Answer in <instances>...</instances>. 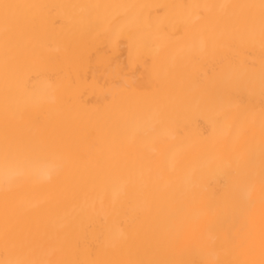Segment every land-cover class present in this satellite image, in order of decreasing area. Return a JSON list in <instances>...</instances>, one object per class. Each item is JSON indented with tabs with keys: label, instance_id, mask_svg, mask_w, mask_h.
I'll return each mask as SVG.
<instances>
[{
	"label": "bare ground",
	"instance_id": "obj_1",
	"mask_svg": "<svg viewBox=\"0 0 264 264\" xmlns=\"http://www.w3.org/2000/svg\"><path fill=\"white\" fill-rule=\"evenodd\" d=\"M0 264H264V0H0Z\"/></svg>",
	"mask_w": 264,
	"mask_h": 264
}]
</instances>
